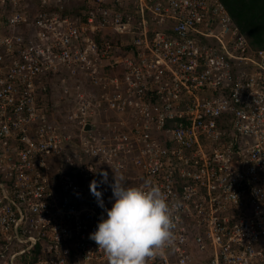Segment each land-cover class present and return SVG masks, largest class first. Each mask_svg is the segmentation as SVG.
Here are the masks:
<instances>
[{"label": "built area", "instance_id": "2783aa9c", "mask_svg": "<svg viewBox=\"0 0 264 264\" xmlns=\"http://www.w3.org/2000/svg\"><path fill=\"white\" fill-rule=\"evenodd\" d=\"M101 171L173 206L147 264H264V49L220 0H0V264H109Z\"/></svg>", "mask_w": 264, "mask_h": 264}, {"label": "clouds", "instance_id": "9594fccd", "mask_svg": "<svg viewBox=\"0 0 264 264\" xmlns=\"http://www.w3.org/2000/svg\"><path fill=\"white\" fill-rule=\"evenodd\" d=\"M99 175L100 181H90L89 188L103 212L90 239L109 264H147L148 258L174 242L173 206L160 187L148 181L144 186H130L122 176L113 174L109 182L107 172ZM100 184L110 186V207H105Z\"/></svg>", "mask_w": 264, "mask_h": 264}, {"label": "trees", "instance_id": "16d2710c", "mask_svg": "<svg viewBox=\"0 0 264 264\" xmlns=\"http://www.w3.org/2000/svg\"><path fill=\"white\" fill-rule=\"evenodd\" d=\"M252 48L264 49V0H220ZM101 35L96 34V39Z\"/></svg>", "mask_w": 264, "mask_h": 264}, {"label": "water", "instance_id": "95a60500", "mask_svg": "<svg viewBox=\"0 0 264 264\" xmlns=\"http://www.w3.org/2000/svg\"><path fill=\"white\" fill-rule=\"evenodd\" d=\"M85 129H86V130H90V129H92V125H91V124H87V125L85 126Z\"/></svg>", "mask_w": 264, "mask_h": 264}]
</instances>
